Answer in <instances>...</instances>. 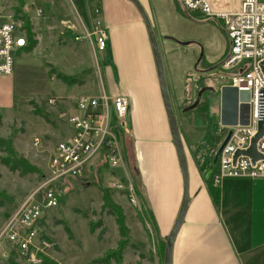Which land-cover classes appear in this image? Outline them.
Wrapping results in <instances>:
<instances>
[{"label": "rangeland", "instance_id": "374dc122", "mask_svg": "<svg viewBox=\"0 0 264 264\" xmlns=\"http://www.w3.org/2000/svg\"><path fill=\"white\" fill-rule=\"evenodd\" d=\"M1 2L4 11L12 16L15 14L19 18L22 13L27 14L36 44L31 50L22 47L14 53L11 74L0 73V101L8 95L9 87L14 95L11 109L0 113V136L11 138L17 153L37 166L39 172L20 175L0 162V191L5 192L6 196L0 203V231L9 214L47 175L56 142L71 132L68 117L74 110V97L80 93L96 94L100 92L101 85L107 90L115 84L112 76L111 85H106L109 79L105 77L107 64L101 58V53L94 54L86 41L75 40L73 36L79 29L71 30L63 23L65 19L75 22L74 13L66 0ZM36 7L40 8L39 14L35 13ZM79 11L84 18L87 16L83 8ZM19 19L15 18L17 30L26 39ZM220 62L219 59L207 67L205 64L202 66L200 61L194 74L190 75L192 79L188 77L193 88L197 84V89L182 102L172 101L188 159L199 166L202 164L203 174L226 130L219 125V87L226 84L227 74L244 63L241 61L225 70ZM58 73L68 80H63ZM202 86H212L213 90H204L196 106L183 110ZM49 97L54 98L52 103L47 101ZM125 126L131 130L129 106ZM35 138L37 143L34 142ZM153 138L160 137L154 135ZM154 151L155 164L159 163L161 172L168 165L169 153L161 141L156 143ZM4 154L0 149V156ZM150 167L157 176L155 167ZM131 168V155H124L122 167H110L99 153L85 165L81 176L66 177L55 182L58 203L45 209L34 225L39 238L54 241V248L47 250L52 260L64 264H97L101 262L94 259L106 248L115 246L119 235L113 215L107 212L108 207L102 206L104 191L112 201L123 207L125 224L129 228L121 253L122 264H162L163 244L157 246L149 237L146 241L136 242L140 239L138 229L141 222L148 220L144 203L136 194L137 203L132 204L125 190L113 188L111 184L114 178L124 184L132 179ZM254 179L264 177L243 178L247 188ZM9 248L6 239L0 237V262L2 253ZM16 262L26 264L19 257H16ZM109 262L114 264L112 258Z\"/></svg>", "mask_w": 264, "mask_h": 264}, {"label": "crops", "instance_id": "0c3cea01", "mask_svg": "<svg viewBox=\"0 0 264 264\" xmlns=\"http://www.w3.org/2000/svg\"><path fill=\"white\" fill-rule=\"evenodd\" d=\"M97 1L107 29L106 49L100 55L107 64L106 85L115 78V84L107 90L101 85V90L109 95L121 93L128 100L131 130L121 138V148L123 157L134 159L143 201L138 198L148 218L141 222L136 242L149 237L157 246H164L180 205L182 182L147 31L131 1ZM138 1L156 36L172 106V101L191 97L197 84L193 88L188 77L200 61L208 67L221 60L228 39L220 19L188 11L179 0ZM13 98L9 87L8 95L0 101V113L11 109ZM181 139L188 166V201L172 243L171 264H264V179L251 180L247 188L243 178L248 177H225L217 184L219 198L215 202L202 164L188 159ZM158 141L169 153L168 165L161 172L159 163L155 164ZM150 166L155 167L157 176Z\"/></svg>", "mask_w": 264, "mask_h": 264}, {"label": "built area", "instance_id": "2783aa9c", "mask_svg": "<svg viewBox=\"0 0 264 264\" xmlns=\"http://www.w3.org/2000/svg\"><path fill=\"white\" fill-rule=\"evenodd\" d=\"M66 1L74 13L75 22L65 19L63 23L71 30L79 29L74 39L86 41L94 54L104 53L107 29L101 19L98 1ZM179 1L188 11L221 20L228 39V50L220 62L222 68L228 70L244 62L227 74L226 84L248 90V120L244 124L223 126L226 129L223 138L227 129H230V134L218 153L212 182L217 185L225 177H264V159L252 161L242 153L233 158L236 150L249 145L264 112V0ZM80 8L86 11L85 18ZM35 13H40L39 7L35 8ZM24 44L25 38L17 30L15 19L4 11L0 0L1 74L12 72L13 55ZM47 101L52 103L54 98L49 97ZM127 110L128 100L121 93L109 95L101 90L98 94L80 93L74 97V111L68 117L71 132L56 142L47 175L9 214L0 231V237L12 245L15 259L19 257L26 264H42V256L51 259L47 250L54 248V242L39 238L34 225L45 209L57 205V180L81 176L85 165L99 153L110 167L123 166L120 142L121 136L128 131L125 126ZM34 142L37 143V138ZM255 147L258 152L264 153V117L262 134L257 138ZM112 180L113 188L125 190L130 202L137 203L131 179L125 184L116 178ZM9 250L4 251L1 258H7ZM53 264L64 263L53 260Z\"/></svg>", "mask_w": 264, "mask_h": 264}, {"label": "water", "instance_id": "95a60500", "mask_svg": "<svg viewBox=\"0 0 264 264\" xmlns=\"http://www.w3.org/2000/svg\"><path fill=\"white\" fill-rule=\"evenodd\" d=\"M129 1H131L136 7L137 11L139 12L144 22V25L147 31V35H148V39L150 42V47H151V51H152V55L154 59L162 104H163L164 112L166 115L168 129H169L171 141L174 147V151L176 154L178 167H179V171L181 175L182 193H181L180 205H179L175 220L173 222V225L169 233L166 235L164 246H163V252H162V264H171L172 243L176 235V232L184 217V213H185L187 201H188L187 159H186L184 147L182 144L181 135L178 130L177 121L174 116V112H173V109L170 103L168 89L166 85L163 62H162L161 54L158 48L155 33L148 19V16L146 15L139 1L138 0H129ZM204 90H213V87L212 86L200 87L197 90L193 101L187 106H185L183 110H187V109H190L196 106ZM248 98H249L248 90L238 89L236 86L231 85V84H221L219 87V93H218L219 125L227 127V126L234 125L236 123H240V124L247 123L248 114H249ZM263 117H264V112L262 113L261 117L258 120L257 130L254 133V135L251 137L249 145L245 149L236 150L233 155V158H235L237 154L242 153V154L249 156L252 161L259 159V158L264 159V153L258 152L255 147V142L257 138L261 136L262 134ZM229 134H230V129H227L224 138L218 144L216 150L214 151L211 157L209 165L204 173L205 177H208L211 171L213 170L215 163H216L218 153L221 147L223 146V144L225 143V141L227 140Z\"/></svg>", "mask_w": 264, "mask_h": 264}, {"label": "trees", "instance_id": "16d2710c", "mask_svg": "<svg viewBox=\"0 0 264 264\" xmlns=\"http://www.w3.org/2000/svg\"><path fill=\"white\" fill-rule=\"evenodd\" d=\"M15 17V14L12 16ZM20 21V27L24 30V35L26 36L25 44L22 46L25 48V50H31L34 45L36 44V38L34 37V33L32 30V25L29 17L24 12L22 15L18 18ZM14 18V19H15ZM20 47V48H22ZM18 48L15 52L20 50ZM58 76L63 78V80H68V78L63 75L62 73H58ZM203 110V108H201ZM126 133H124L121 138ZM0 149L5 153L4 155L0 156V162L3 163L5 166H7L8 169L12 171L18 172L20 175H24L26 173L30 172H39V168L32 163L28 161L27 158L17 153L15 150L11 138H6L0 136ZM106 163V161H104ZM107 164V163H106ZM201 168H203L201 166ZM215 169V166L213 170L211 171L210 175L208 177H205V181L207 184L208 191L210 195L212 196V199L217 202L219 198V190L218 186L214 185L212 182V174ZM131 177H132V183L136 190V194L140 197V199L143 201V194L141 191V185L139 182V179L137 177V167L134 163V159L132 157V168H131ZM6 197L5 192L0 191V203L2 202V198ZM102 206L108 207V213L113 215L116 226H117V232L119 235V238L117 239V242L115 246H111L106 248L102 254L94 259L95 262H101L103 264H110L109 259L112 258L114 260V264H122V249L124 244L127 242V234H128V227L125 224V218L123 209L121 206L110 198V195L107 192L103 191V197H102ZM10 245V243H9ZM15 252L13 250L12 245H10L9 255L7 258H2V261L0 264H18L15 259ZM42 264H53V260L49 259L46 256H42Z\"/></svg>", "mask_w": 264, "mask_h": 264}]
</instances>
